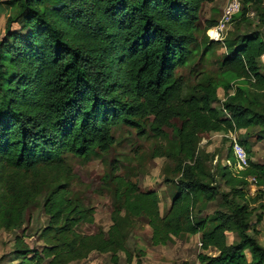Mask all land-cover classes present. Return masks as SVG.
Listing matches in <instances>:
<instances>
[{"label": "trees", "instance_id": "obj_1", "mask_svg": "<svg viewBox=\"0 0 264 264\" xmlns=\"http://www.w3.org/2000/svg\"><path fill=\"white\" fill-rule=\"evenodd\" d=\"M211 1L0 0L11 10L0 38V228L20 229L43 195L47 218L40 249L23 235L15 238L18 264H70L92 252L109 253L117 263L120 251L130 262L123 231L132 218L146 221L153 245L199 234V264H264L256 238L264 162L251 159L247 141L255 127L264 137V0H242L230 26L255 28L227 36L228 28L222 40L206 33L221 10L201 21ZM250 10L256 18L247 16ZM218 45L217 73L200 70L190 84L180 70L205 66ZM218 88L224 99L216 106ZM119 125L167 140L155 155L173 164L174 178H166L175 188L171 202L161 213L154 190L110 174L112 223L83 233L78 227L94 222V209L72 196L67 158L108 152ZM240 131L248 167L234 174L217 160L208 170L198 152L200 133H223L225 160L233 161L229 134ZM249 176L256 178L254 195ZM214 200L219 206L203 216ZM227 232L236 235L230 245Z\"/></svg>", "mask_w": 264, "mask_h": 264}, {"label": "rangeland", "instance_id": "obj_2", "mask_svg": "<svg viewBox=\"0 0 264 264\" xmlns=\"http://www.w3.org/2000/svg\"><path fill=\"white\" fill-rule=\"evenodd\" d=\"M222 4L219 0L206 2L201 21L204 22L210 16L218 17ZM11 10L6 6L0 7V38L4 34V27L7 15ZM255 22V21H254ZM203 24V23H202ZM14 23L11 29L17 28ZM255 28L253 23L242 24L234 28L233 24L227 31L229 34H240L248 29ZM207 33V32H206ZM223 48L218 45L215 52L211 54L205 66L197 64L194 70L186 68L180 70L183 77L190 84L201 76L198 73H217V59ZM264 66V56L261 58ZM264 70V67H262ZM197 75V76H196ZM224 99L222 88H218V101L216 106L221 105ZM177 124V122H175ZM258 127L252 129L247 136L250 147V156L253 161L264 162V137L260 139L256 132ZM171 134V128H165ZM237 140L244 135V131L231 133ZM229 134V136L231 135ZM115 143L111 149L99 156H94L89 160L68 156L67 161L71 168V180L69 186L72 196L87 207L94 209V222L92 224H80L78 230L83 233H94L98 230H106L112 223V184L108 180V175H120L137 184L141 191L154 190L159 199L160 212L164 213L171 202L174 186L166 182V178L173 175V164L165 157L155 155V152L167 144L166 139L151 134L139 135L134 128L119 125L114 130ZM229 147V140L223 133H200L198 142V152L203 154L205 166L208 170H214L217 160L222 164L226 163L225 154ZM176 179V178H175ZM220 190L226 191L228 188L220 185ZM44 195L33 205L25 216V221L20 229L12 227L0 228V264H18L20 256L14 251L16 237L23 235V240L30 246L40 249L39 230L46 223V216L42 211ZM263 218L257 225L256 238L264 246V199ZM219 204L217 201H210L203 210V216L211 214ZM126 215L121 214V219ZM124 236L126 246L131 253V261H126V255L118 252L117 263L110 259L109 253L92 252L87 258L73 261L70 264H199L198 255L202 252L198 241L199 234L182 235L173 237L166 245H153L151 243V229L144 219H128L124 223ZM227 244L230 245L236 239L233 232L226 233ZM41 264H48L43 261Z\"/></svg>", "mask_w": 264, "mask_h": 264}, {"label": "built area", "instance_id": "obj_3", "mask_svg": "<svg viewBox=\"0 0 264 264\" xmlns=\"http://www.w3.org/2000/svg\"><path fill=\"white\" fill-rule=\"evenodd\" d=\"M222 4L221 15L217 24L209 28L206 32L210 39L222 40L226 31L230 26L232 18L238 14L242 9V0H219ZM250 18H256L255 12L250 10L247 13ZM264 56V55H263ZM262 56V57H263ZM232 140L231 142V155L233 161L227 160L226 164L232 169L234 174H238L241 170L248 167V155L246 149L243 147L239 141L232 136H229ZM248 180V193L254 195L257 190L256 178L254 176L247 177ZM198 245L201 247V242L198 241Z\"/></svg>", "mask_w": 264, "mask_h": 264}]
</instances>
